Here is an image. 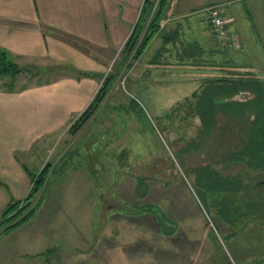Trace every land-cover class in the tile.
Returning <instances> with one entry per match:
<instances>
[{
  "label": "rangeland",
  "instance_id": "374dc122",
  "mask_svg": "<svg viewBox=\"0 0 264 264\" xmlns=\"http://www.w3.org/2000/svg\"><path fill=\"white\" fill-rule=\"evenodd\" d=\"M203 3L235 16L241 47L173 37L154 56L153 42L111 73L76 135L70 121L18 151L32 173L50 169L41 208L8 231L0 186V264H264V0H188L191 18ZM15 61L25 67L15 89L62 71ZM256 79L252 99L222 96Z\"/></svg>",
  "mask_w": 264,
  "mask_h": 264
},
{
  "label": "crops",
  "instance_id": "0c3cea01",
  "mask_svg": "<svg viewBox=\"0 0 264 264\" xmlns=\"http://www.w3.org/2000/svg\"><path fill=\"white\" fill-rule=\"evenodd\" d=\"M187 1H170L163 20L169 42L164 44L165 38L155 34L137 60L153 42L159 45L155 56L173 42V37H182L200 48L203 43L210 47L213 37L206 15L191 18L196 8ZM142 3L143 0H0V48L15 59L36 64L41 71L65 66L58 69L62 70L60 75L25 85L21 90L9 92L0 86V186H7L10 193L3 200L4 207L11 199H24L32 184L16 153L29 152L44 135L62 133L99 88V76L81 77L77 71L106 75L129 70L130 53L124 45ZM221 11L233 18L231 27L243 37L245 29L234 27L235 16ZM33 128L42 129L33 132Z\"/></svg>",
  "mask_w": 264,
  "mask_h": 264
},
{
  "label": "trees",
  "instance_id": "16d2710c",
  "mask_svg": "<svg viewBox=\"0 0 264 264\" xmlns=\"http://www.w3.org/2000/svg\"><path fill=\"white\" fill-rule=\"evenodd\" d=\"M170 1L171 0H143L138 19L135 22L131 34L124 45V50L130 53V66L131 61L137 60V58L145 50L155 34L160 33L162 38H165L163 41L164 44H166V42H169L170 35L168 36L163 32L165 24L161 26V22L166 18V11ZM62 67L65 66H58L55 68L61 69ZM48 69L49 68H44L42 70L48 71ZM70 70L76 69L70 67ZM22 71H25V67L20 66L9 51L0 48V82L2 83L0 86L9 92L15 90L13 84L14 80ZM77 72L81 77L99 76L101 78V83L89 104L85 107L84 110L79 113L76 118L71 121L70 126L67 128V132L73 136L76 135L80 128L84 126V124H86L95 115L106 98L108 87L110 86L111 78L113 76L112 74L98 75L94 72L89 71ZM6 78H9V81H7ZM259 83L260 82L257 79L248 80L247 82H243L242 85L240 84L238 87V84L234 82L233 86L225 91L222 96L225 98V100L230 98L237 99L235 97L237 94L241 93L242 91H249V93H252L249 99H252L256 95L254 89L259 88L257 85ZM23 88H25V85H22L19 90ZM212 96L213 98L221 97V94L214 93L212 94ZM209 108V121H207V123L205 124V127L207 128V131H205L207 134L216 122L214 119V115L216 112H214L213 110L212 103L209 105ZM22 166L27 174L31 177L32 184L24 199H11L4 207L2 211L1 223H6V226L4 228V230L6 231L17 228L18 226L31 219L43 200L42 191L46 186L50 165L48 163H45L44 166H42V168H40V170L35 173L29 171L23 164ZM0 184H3L2 181H0ZM44 254H46V252Z\"/></svg>",
  "mask_w": 264,
  "mask_h": 264
},
{
  "label": "built area",
  "instance_id": "2783aa9c",
  "mask_svg": "<svg viewBox=\"0 0 264 264\" xmlns=\"http://www.w3.org/2000/svg\"><path fill=\"white\" fill-rule=\"evenodd\" d=\"M202 11L206 15L209 32L219 45L234 50L241 47L239 33L231 27L232 17L224 14L221 8L214 4L204 6ZM163 23L164 21L161 22V26Z\"/></svg>",
  "mask_w": 264,
  "mask_h": 264
},
{
  "label": "flooded vegetation",
  "instance_id": "af4514ba",
  "mask_svg": "<svg viewBox=\"0 0 264 264\" xmlns=\"http://www.w3.org/2000/svg\"><path fill=\"white\" fill-rule=\"evenodd\" d=\"M257 184H259V183L257 182Z\"/></svg>",
  "mask_w": 264,
  "mask_h": 264
}]
</instances>
